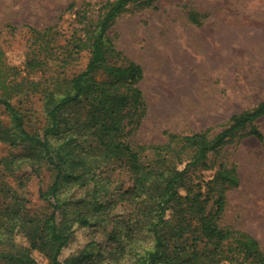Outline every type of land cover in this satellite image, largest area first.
I'll list each match as a JSON object with an SVG mask.
<instances>
[{
    "label": "trees",
    "instance_id": "trees-1",
    "mask_svg": "<svg viewBox=\"0 0 264 264\" xmlns=\"http://www.w3.org/2000/svg\"><path fill=\"white\" fill-rule=\"evenodd\" d=\"M142 1H104L97 21L88 20L87 10L77 11L75 30L62 44L49 36L55 27L32 28L35 47L24 76L0 55V105L8 116L0 119V142L9 147L0 157V264H40L34 251L48 264H264L252 234L221 224L227 192L240 185L237 165L220 164L210 180L199 170L213 167L210 154L248 128L264 141L254 123L264 116V101L232 115L216 134L208 128L168 133L158 144L128 140L148 114L140 86L144 68L118 48L111 28ZM84 52L85 68L69 75ZM36 93L43 102L39 122L23 107ZM45 167L52 182L39 195L48 208L37 211L29 205L31 176L18 173L30 169L40 177ZM117 167L126 169L129 183L114 194ZM86 186L93 190V208L68 197ZM119 202H128L131 211L110 233L115 246L98 251L102 261L90 251L62 260L75 227H90L95 217L107 223Z\"/></svg>",
    "mask_w": 264,
    "mask_h": 264
},
{
    "label": "rangeland",
    "instance_id": "rangeland-1",
    "mask_svg": "<svg viewBox=\"0 0 264 264\" xmlns=\"http://www.w3.org/2000/svg\"><path fill=\"white\" fill-rule=\"evenodd\" d=\"M104 1L0 0V55L26 75L27 56L35 47L32 28L53 26L49 36L56 44L65 43L77 25L76 12L87 10L88 20L97 21ZM111 35L125 56L144 68L140 86L148 114L128 136L133 144H158L172 132L186 135L212 128L216 134L232 115L264 101V0H145L117 19ZM88 59L89 52H84L80 62L68 69L69 75L83 70ZM27 99L23 107L29 106L32 121L39 122L41 94ZM0 119L8 121L2 105ZM254 123L264 134V116ZM249 130L210 154L208 164L213 167L199 170L210 180L220 164L237 165L240 185L227 192L221 224L252 234L264 252V141L248 134ZM8 148L0 142V157ZM18 174L31 176L26 179L30 207L47 210L39 189L48 188L53 172L45 167L40 177L30 169ZM114 175L117 194L122 185H128L129 174L117 167ZM92 193L91 186L76 187L68 197L93 208ZM130 211L128 202H119L107 223L95 217L90 227L77 225L61 259L90 251L95 262H101L98 251L115 246L110 233ZM33 254L40 264H48L42 253Z\"/></svg>",
    "mask_w": 264,
    "mask_h": 264
}]
</instances>
